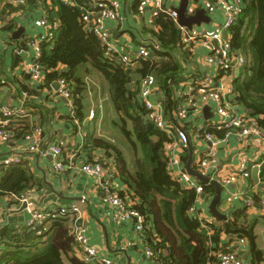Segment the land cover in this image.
I'll list each match as a JSON object with an SVG mask.
<instances>
[{
  "label": "crops",
  "instance_id": "1",
  "mask_svg": "<svg viewBox=\"0 0 264 264\" xmlns=\"http://www.w3.org/2000/svg\"><path fill=\"white\" fill-rule=\"evenodd\" d=\"M29 1L32 0L20 5L16 4L14 0H0V36L2 38L0 42V80L2 83L0 86V106L18 108L24 104L26 107L24 117L14 118L10 121L9 127L14 132V140L10 144L0 145V159L18 154L22 161L5 170L6 172L15 170L11 172V175L16 172L18 177L12 180L13 182L21 177L18 170L25 171L26 176L31 178H28L31 187L27 188L31 208L46 211L76 204L80 208V213L77 217H68L71 219V225L84 226L89 243L97 248L100 257L107 258L111 264H154L145 255L146 232L141 233L138 230L136 220L120 222L114 220V209L103 201L102 189L93 177L81 169L83 164L93 158L105 156V151L102 148L90 143V138H103L113 142L121 149L129 170L135 171V149L115 125L119 113L112 103L109 83L92 65L85 64L79 68L83 82L81 87L86 105V118L83 122L75 121L73 123L72 121L71 123L70 120L73 115L69 100L58 95L53 86L51 89L47 87L39 89L41 85L34 84L29 73L30 65L39 59L33 43L40 44L47 39L48 28L41 23L42 19L48 14V17L51 16L54 20H60L58 2L52 0L46 2L44 6H40L39 1L33 0V3ZM109 1L118 2L120 9L116 18L106 22L107 36L116 48L115 54L117 56L115 58L127 62L126 70L133 75L138 67L136 56L140 48L152 43V35L146 30L149 28L158 29L154 22V14L151 10L140 12L138 9L137 11L135 8L136 0ZM95 2L96 0H91L90 4L93 6ZM180 3L181 0L176 4V7ZM78 8L84 21L92 23L94 19L91 12L92 7L90 9ZM201 8L205 9L200 19L201 22L193 27L205 29L210 34H218L220 42L221 39L227 37L230 39L231 31L225 36V31L222 30L225 15L218 0H191L188 16L194 15ZM219 38L213 40L215 45L219 42ZM209 53V48L200 43L196 44L192 49L190 60L182 61L186 68V81L176 86L175 92L189 91L193 87L191 82L201 84L203 78L197 77L199 72L203 73V76L216 74V70L206 63V56ZM236 53L244 56L238 51ZM241 68L243 66H236L219 78H217V73L213 85L222 84V86H226L227 99L240 112L253 116L252 111H247L239 103L238 94L234 90V81L241 74ZM71 85L73 88V83ZM24 86L32 89L35 93L30 95L27 93L28 96L24 97L23 93L26 92L23 89ZM229 89L231 92H227ZM197 92L199 93L200 90ZM153 99L162 103L163 110L165 109L164 95L161 90ZM176 109L169 114L170 116H167L164 110L166 119H173ZM92 113L93 115H91ZM212 113V118L206 119L203 111L200 113L189 110L186 117L181 120L180 125L188 133L189 146L187 148L181 146L176 132L172 135V142L168 144L172 145V154L179 158L182 169L187 170V164L192 156L193 168L212 176L219 182L221 181L223 197L219 211L225 214L227 219L234 211L243 210L246 212L245 221L247 224H254L256 246L262 254L261 260L257 264H264V212L261 211V200L264 196V185L261 184H264V180L260 177L261 171L264 169L259 172V183H256L252 178L253 168L264 163V141L257 139L240 140L233 134L227 142H223L221 141L223 138L213 134L219 139V143L214 149L216 154L213 157H208L209 160L201 164L202 159L208 156L207 153L212 148V143L204 137L205 129L216 118L213 111ZM35 127H41L44 130L41 136L43 151L49 148L51 144H63L67 147L68 153H76L77 166L66 171L56 170L53 156L32 153L29 150L26 135ZM111 130L117 132V139L112 135V132H109ZM120 144H123L125 149ZM190 147H192L193 152H191ZM108 159L113 161L111 158ZM241 161H246L250 170V177H244L238 171ZM5 170L0 169V181L3 179ZM233 172H235L232 175L234 179H230L228 184L224 183L223 178L230 176ZM195 180L197 179L195 178ZM197 181L202 184L199 180ZM20 183L26 184L27 180L23 177V180L18 184ZM116 185L127 193L128 186L119 177L116 179ZM210 187L213 192L203 191V193L198 194L193 205L196 211L190 212L189 210V216L198 218L200 221L211 218L212 224L220 225L224 220L215 218L209 209L210 202L216 194L215 188ZM240 192H247L251 196L254 202L253 206L244 205L241 199L234 197V194ZM130 195L126 194L131 201H134ZM207 197L208 200L206 201ZM22 207L23 204L12 195L0 196V234L4 229L22 230L27 227L31 215L26 208L23 209ZM49 225V222L45 223L46 227ZM213 233L214 230L211 228L209 234ZM6 244L5 239L0 241V264H3V255L8 249ZM219 246L221 249L235 250L238 256L237 264H254L251 246L246 238H239L223 232ZM46 247L47 244H44L34 250L33 253H39ZM74 254L79 258L76 249ZM212 254L220 259L221 253L219 251L212 252ZM63 264H71L66 256L63 257ZM92 264L102 263L96 261Z\"/></svg>",
  "mask_w": 264,
  "mask_h": 264
},
{
  "label": "trees",
  "instance_id": "2",
  "mask_svg": "<svg viewBox=\"0 0 264 264\" xmlns=\"http://www.w3.org/2000/svg\"><path fill=\"white\" fill-rule=\"evenodd\" d=\"M56 1L60 26L53 41L40 43L42 53L38 62L45 69V81L39 89H51L53 83L61 79H65L71 87L73 83V116L70 121L83 122L86 118V105L79 68L90 64L108 81L110 97L120 117L115 125L135 149V171L129 170L123 152L113 142L90 138V143L102 148L106 158L115 161L119 179L128 186L126 191L134 200L133 208L145 216L147 246L166 264H218L219 257L212 252L219 251L220 256L226 252H235L233 249L220 248L221 234L224 232L246 238L251 246L253 263L257 264L262 254L256 246L254 224L245 221L246 212L237 210L220 225L209 224L214 230L211 235L198 218L189 216V210L195 204L198 194L195 189L182 186L169 174L165 149L173 137L156 126L150 118V110L140 98L141 79L153 74L164 95L165 114L170 116L177 108L175 88L186 81V68L182 61L190 60L193 48L182 43V31L177 23L164 12L153 15L158 29L146 30L152 35L153 43L146 45L153 58H136L138 67L132 75L126 70L123 60L105 56V43L94 33L92 25L84 21L78 7L90 9L91 0H72L74 4ZM242 2L239 22L231 29L230 41L232 48L243 54L247 62L234 81V90L238 94L239 103L247 111H252L264 128V0ZM139 4L140 0H136L137 11ZM49 20L55 21L51 16ZM223 73L221 70L217 78ZM197 77L204 78L203 73L199 72ZM191 84L195 91L203 89L202 84ZM23 89L29 95L35 93L26 86ZM34 129L36 127L30 132ZM205 132L219 138L226 134V130L217 129L211 124ZM12 171L3 172L0 196L20 195L31 187L28 183L31 178L26 176L25 171L18 170L21 177L15 182L12 180L18 176L16 172L11 175ZM23 177L27 183L18 184ZM260 177L264 180V170ZM202 186L204 192H213L209 185ZM127 193L122 191V197ZM56 214L59 215L46 220L50 223L49 227L43 225L38 230H31L28 226L22 230L4 229L0 241L5 239L8 249L3 255V264H63L64 256L71 264H87L74 254L75 238L71 219L67 214H61L60 208H57ZM44 244L47 247L43 251L33 253Z\"/></svg>",
  "mask_w": 264,
  "mask_h": 264
},
{
  "label": "built area",
  "instance_id": "3",
  "mask_svg": "<svg viewBox=\"0 0 264 264\" xmlns=\"http://www.w3.org/2000/svg\"><path fill=\"white\" fill-rule=\"evenodd\" d=\"M52 0H39V5L44 6L45 2H51ZM65 3L74 4L72 0H59ZM16 4L24 5L26 0H14ZM180 0H140L139 11L143 12L147 7L149 10H155L152 14L157 12H164L168 14L180 27L182 31L181 39L185 46H192L200 43L203 46L209 48L210 53L206 56V63L208 66L216 70L215 75H207L201 81L203 89H200L198 93L193 87L189 91L182 92L176 91L175 98L178 101L177 109L175 111L174 118L171 120L166 119L162 103L156 102L153 97L159 93V87L156 83L155 75H148L140 81V98L147 109L150 110V118L156 124L158 128L165 131L169 135L177 133L179 137V143L182 147L187 148L190 143L188 133L180 127L181 120L184 119L189 110L192 112H202L205 106H211L212 111L216 115V118L209 124L215 126L217 129L226 130V134L223 137V142H227L229 137L233 134L240 140L257 139L264 141V128L260 126L258 120L254 116H250L245 112H240L226 97V86L222 84L214 86V78L221 70L224 74L234 69L236 66H244L247 59L236 53L232 48L231 41L227 37L221 39L219 35L210 34L205 29H199L197 27L187 28L178 24V13L173 9ZM219 5L222 7L225 15V21L222 25L223 31H231V29L239 22V17L242 12L243 2L242 0H218ZM120 9V4L115 1L96 0L92 6V14L94 19L92 23V29L94 33L105 43L106 45V57L114 58L116 48L112 44L111 40L107 36L106 22L109 19L117 17ZM152 22V20H151ZM41 23L48 28L46 41H53L55 34L59 29L60 23L55 20L51 22L48 14L42 19ZM217 45L213 40H218ZM2 38L0 36V42ZM153 43V41H152ZM155 44V42H154ZM35 51L40 58L42 49L40 44L36 42ZM148 45V44H147ZM144 45L140 48L136 58L143 57L145 59H152L153 55L149 47ZM156 47H158L156 45ZM192 48V49H193ZM124 62V61H123ZM127 66V62H124ZM29 73L31 80L34 84L40 85L45 81V69L37 61L30 65ZM60 87L57 90L58 95H62L69 100L72 109V88L70 84L65 80H59ZM231 92V89L227 90ZM24 97H27V92L23 93ZM189 107V108H188ZM26 115V107L22 104L18 108H11L8 106H0V145L10 144L14 140V132L10 129V121L14 118L24 117ZM93 115V113L91 114ZM44 130L41 127L34 129L32 132L26 135L27 142L29 143V150L32 153H40L45 155H51L55 158L54 167L56 170L66 171L77 166L76 153L67 152V147L63 144H51L49 148L43 151L41 148V136ZM204 137L212 143V148L207 153L208 156L204 157L201 164L209 160L216 154L215 147L219 143V139L211 133H205ZM172 142V141H171ZM173 147L168 144L165 153L168 157L167 169L171 177L180 183L182 186L188 189H195L197 194L203 193V186L193 176H191L187 170L180 167V160L178 157L172 154ZM209 157V158H208ZM208 158V159H207ZM22 158L18 154L7 156L0 159V169L8 168L15 164L21 163ZM82 171L87 175L93 177L97 185L100 186L103 192V201L114 209V220L130 221L136 220L138 230L145 232V216L139 211L133 208L134 201H131L127 196L122 197V190L117 187L116 179L119 177V172L115 161L106 158V156L95 157L91 161L83 164ZM239 172L244 177H250V170L247 167L246 161L239 163ZM235 172L230 176L223 178V182L228 184L230 179H234ZM22 204H26V209L30 213L31 217L27 223V226L31 230H38L39 227L45 225L46 220L55 217L57 208H52L46 211H40L29 206V191H25L20 195H12ZM234 197L241 199L244 205H252L253 199L247 192H240L234 194ZM261 211L264 212V196L261 200ZM61 214H67L66 216H75L80 213V208L73 204L71 206L59 207ZM195 206L190 208V212H195ZM202 226L208 230H211L209 224H212V219L201 220ZM72 233L75 238V249L79 258L87 263L92 264L96 261L102 264H111V261L105 257L98 255V250L94 245L89 243V238L86 234V228L81 225H73ZM145 255L151 259L154 264H166L158 258V254L149 246L145 247ZM238 256L235 252H226L220 256L218 264H237Z\"/></svg>",
  "mask_w": 264,
  "mask_h": 264
},
{
  "label": "water",
  "instance_id": "4",
  "mask_svg": "<svg viewBox=\"0 0 264 264\" xmlns=\"http://www.w3.org/2000/svg\"><path fill=\"white\" fill-rule=\"evenodd\" d=\"M191 0H181V3L178 7H174L173 9L178 13V24L182 27L192 28L195 24H200V19L202 18V15L205 11V9H198L194 15L188 16V10ZM30 3L34 2L29 1ZM145 10H149L147 7ZM152 12H155V10L152 9ZM205 21V20H204ZM210 21V20H209ZM61 34V31L59 32V35ZM228 32L225 31V36H227ZM53 87L58 90L60 87V84L58 81H56L53 84ZM63 100L66 101V99L63 98ZM253 113V112H251ZM203 114L206 119L212 118L213 113L211 111L210 106H205L203 108ZM86 124H88V121H86ZM191 152H193L192 147H190ZM264 169V163H262L260 166H255L252 170V178L256 183H259V172ZM187 171L188 173L195 177L197 180H199L202 184L209 185L215 188L216 194L213 197V199L210 202V212L213 214L215 218L218 220H226L227 216L219 211V205L221 204L222 197H223V185L217 181L216 179H213L212 176L206 175L202 173L200 170L195 169L192 167V156L187 164ZM264 185V184H261ZM208 200V197L205 199ZM23 209L26 208V204H23Z\"/></svg>",
  "mask_w": 264,
  "mask_h": 264
},
{
  "label": "rangeland",
  "instance_id": "5",
  "mask_svg": "<svg viewBox=\"0 0 264 264\" xmlns=\"http://www.w3.org/2000/svg\"><path fill=\"white\" fill-rule=\"evenodd\" d=\"M119 118H120V117H118L117 120H119ZM106 129H107V128H106ZM109 132H112V135H113L114 137H116V139L118 138V137H117L118 135H117V132H116V131L111 130V131H109ZM122 135H123V134H122ZM118 143H120L119 140H118ZM120 145H123V144H120ZM123 147H124V145H123ZM124 149H125V147H124Z\"/></svg>",
  "mask_w": 264,
  "mask_h": 264
},
{
  "label": "bare ground",
  "instance_id": "6",
  "mask_svg": "<svg viewBox=\"0 0 264 264\" xmlns=\"http://www.w3.org/2000/svg\"><path fill=\"white\" fill-rule=\"evenodd\" d=\"M165 110V109H164ZM219 180V179H218ZM221 182V181H220Z\"/></svg>",
  "mask_w": 264,
  "mask_h": 264
}]
</instances>
